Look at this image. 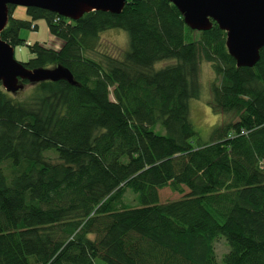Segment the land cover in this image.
I'll use <instances>...</instances> for the list:
<instances>
[{"label": "trees", "instance_id": "trees-1", "mask_svg": "<svg viewBox=\"0 0 264 264\" xmlns=\"http://www.w3.org/2000/svg\"><path fill=\"white\" fill-rule=\"evenodd\" d=\"M14 9L1 40L25 43L20 31L44 20L62 47L29 43L23 65L60 64L78 85L22 81L20 100L0 85V264H264V48L237 67L225 32L190 30L168 0H125L118 15L77 21L37 8L20 20ZM112 29L128 35L122 58L85 56ZM163 60L175 63L155 70ZM201 62L223 118L195 143ZM167 187L181 197L160 203Z\"/></svg>", "mask_w": 264, "mask_h": 264}, {"label": "water", "instance_id": "water-1", "mask_svg": "<svg viewBox=\"0 0 264 264\" xmlns=\"http://www.w3.org/2000/svg\"><path fill=\"white\" fill-rule=\"evenodd\" d=\"M192 31L204 32L215 23L226 34L228 54L237 67L251 68L264 48V0H168ZM8 6L37 8L77 21L84 14L100 11L118 15L125 0H0V32L8 22ZM29 84L65 81L77 86L72 74L62 65L29 70L14 58V49L0 38V85L9 94Z\"/></svg>", "mask_w": 264, "mask_h": 264}, {"label": "rangeland", "instance_id": "rangeland-1", "mask_svg": "<svg viewBox=\"0 0 264 264\" xmlns=\"http://www.w3.org/2000/svg\"><path fill=\"white\" fill-rule=\"evenodd\" d=\"M13 18L20 20H31L27 14L26 8L15 7ZM37 26L36 30L31 29H22L19 33V36L25 43L15 46L14 49V58L19 63H27L28 60L32 57L30 54L29 48L26 46V42L30 44L39 43L44 44L46 47L54 50H59L62 47V40L52 35L44 20L40 19L33 23ZM128 49V35L126 32L119 29L107 30L100 34L99 42L94 52H88L85 54L87 57L93 59H99L100 55H109L113 58L121 59L123 53ZM175 63L174 60H163L156 62L154 65L155 70H159L167 65ZM53 68V67H52ZM214 79V74L212 72L211 66L209 63L201 62L200 64V94L197 99L189 100V119L193 125L194 130L196 131V136L193 141L205 142L210 138V134L214 127L219 125L222 122V116L216 113H213L209 105L210 101V92L209 85L210 82ZM29 88L24 87L18 93L11 95L12 98L20 100L23 95L28 92ZM112 91V88L110 89ZM110 99L113 100V97L110 96ZM155 131L162 133L160 127H156ZM50 157H54L52 154ZM186 191V190H185ZM159 202L165 203L169 201H175L181 197V194L173 191L171 188L167 187L158 191ZM136 196L127 191L124 196V202L129 206H137ZM218 240V239H217ZM214 250L218 260H221L223 255L228 251V247L224 242L223 238H220L214 243ZM100 264V262H99Z\"/></svg>", "mask_w": 264, "mask_h": 264}, {"label": "built area", "instance_id": "built-area-1", "mask_svg": "<svg viewBox=\"0 0 264 264\" xmlns=\"http://www.w3.org/2000/svg\"><path fill=\"white\" fill-rule=\"evenodd\" d=\"M26 45H29V42H26Z\"/></svg>", "mask_w": 264, "mask_h": 264}]
</instances>
